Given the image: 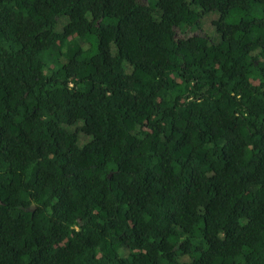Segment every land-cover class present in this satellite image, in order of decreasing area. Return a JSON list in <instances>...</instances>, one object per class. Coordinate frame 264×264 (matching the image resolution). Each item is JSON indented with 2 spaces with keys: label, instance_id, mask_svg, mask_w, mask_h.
<instances>
[{
  "label": "trees",
  "instance_id": "trees-1",
  "mask_svg": "<svg viewBox=\"0 0 264 264\" xmlns=\"http://www.w3.org/2000/svg\"><path fill=\"white\" fill-rule=\"evenodd\" d=\"M0 264H264V0H0Z\"/></svg>",
  "mask_w": 264,
  "mask_h": 264
},
{
  "label": "rangeland",
  "instance_id": "rangeland-1",
  "mask_svg": "<svg viewBox=\"0 0 264 264\" xmlns=\"http://www.w3.org/2000/svg\"><path fill=\"white\" fill-rule=\"evenodd\" d=\"M138 1L141 3H144V4L148 3V0H138ZM217 16H218V13L216 11H210V12L204 14L200 18V21H199L200 27L199 28L207 37L214 38V36H216L218 39V34L215 32L214 26L212 24V20L217 18ZM65 21H66V16H61L59 21L57 22V24L55 26V30L57 32L61 31ZM196 32H198L197 29L194 31V33H196ZM184 34H187V32H183L180 29L175 28V36L176 37H182ZM76 40L79 42V44L82 47H84L86 49L87 48H91V50L95 49L96 41H95L94 35L87 33L81 37H77ZM53 62H54L53 60H50V59L47 60V65L49 68H52L54 66ZM72 128H74V127H72ZM80 139H81L80 140L81 142L87 141L89 139V136L80 135Z\"/></svg>",
  "mask_w": 264,
  "mask_h": 264
}]
</instances>
